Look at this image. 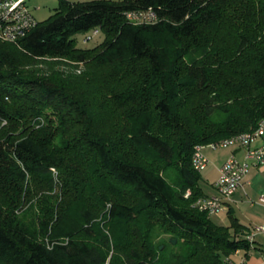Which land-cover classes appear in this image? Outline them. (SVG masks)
Listing matches in <instances>:
<instances>
[{
  "label": "trees",
  "instance_id": "trees-1",
  "mask_svg": "<svg viewBox=\"0 0 264 264\" xmlns=\"http://www.w3.org/2000/svg\"><path fill=\"white\" fill-rule=\"evenodd\" d=\"M148 8L155 22L126 18ZM53 11L0 40V264H230L241 225L192 205L204 194L190 162L196 145L264 116V0H60ZM92 28L103 41L78 47ZM49 55L90 70L69 82L19 68ZM53 170L61 197L30 222L17 212L28 184L54 187Z\"/></svg>",
  "mask_w": 264,
  "mask_h": 264
},
{
  "label": "built area",
  "instance_id": "built-area-1",
  "mask_svg": "<svg viewBox=\"0 0 264 264\" xmlns=\"http://www.w3.org/2000/svg\"><path fill=\"white\" fill-rule=\"evenodd\" d=\"M126 18L133 23H152L158 17L152 8L143 10H129ZM38 21L31 12L27 0H0V40L15 42L18 38L26 35ZM260 143L257 144V141ZM207 146L211 148L233 147L242 149V157L231 153L222 162L219 168V175L214 181L216 193L209 196L198 197L193 206L207 214H215L231 200L234 191L241 185L242 178L252 165L264 164V116L257 120L255 127L233 133L226 137L211 141ZM204 145H196L192 150L191 162L196 171H203L206 168L208 157L202 150ZM190 194L186 190L185 196ZM264 201V196L261 197ZM254 228L246 234V240L250 241L257 233H264V224L253 226ZM228 262L232 264L229 259Z\"/></svg>",
  "mask_w": 264,
  "mask_h": 264
},
{
  "label": "crops",
  "instance_id": "crops-1",
  "mask_svg": "<svg viewBox=\"0 0 264 264\" xmlns=\"http://www.w3.org/2000/svg\"><path fill=\"white\" fill-rule=\"evenodd\" d=\"M260 141L262 140L257 141V144ZM202 150L208 157V164L200 171L199 187L204 196L214 195V181L219 175L222 162L231 153L242 157L243 151L233 147L214 149L207 145H204ZM262 196L264 164L252 165L242 178L241 185L232 194L231 200L218 214H208L218 225L229 226L233 217L241 225L236 234L238 238L246 241V245L229 254L228 259L232 264H264V233H257L250 241L246 240V234L254 228L253 226L264 224V201L260 200Z\"/></svg>",
  "mask_w": 264,
  "mask_h": 264
},
{
  "label": "rangeland",
  "instance_id": "rangeland-1",
  "mask_svg": "<svg viewBox=\"0 0 264 264\" xmlns=\"http://www.w3.org/2000/svg\"><path fill=\"white\" fill-rule=\"evenodd\" d=\"M27 2L35 19L40 22L54 12L53 10L58 6L60 0H28ZM103 35L104 33L99 28H92L86 32H79L74 37L78 47L86 48L101 43L104 39ZM19 68L27 76L40 78L53 77L60 81L68 80L69 82L76 77L80 79L86 78L84 74L90 70L84 63L69 58L66 55H49L33 58L27 64H22ZM37 117H40L39 119L42 120L44 118L41 116ZM38 118L37 121H39ZM52 173L56 180L52 188L44 187L39 180L28 184L31 188V195L23 202L21 208L17 209V212L23 213V216L30 222L35 221V218L43 213L48 204H55L61 197L58 182L59 173L57 170H53Z\"/></svg>",
  "mask_w": 264,
  "mask_h": 264
},
{
  "label": "water",
  "instance_id": "water-1",
  "mask_svg": "<svg viewBox=\"0 0 264 264\" xmlns=\"http://www.w3.org/2000/svg\"><path fill=\"white\" fill-rule=\"evenodd\" d=\"M173 242H175V239H172Z\"/></svg>",
  "mask_w": 264,
  "mask_h": 264
}]
</instances>
